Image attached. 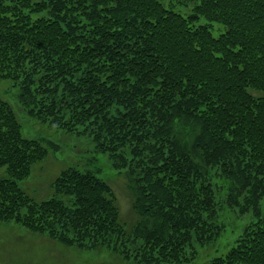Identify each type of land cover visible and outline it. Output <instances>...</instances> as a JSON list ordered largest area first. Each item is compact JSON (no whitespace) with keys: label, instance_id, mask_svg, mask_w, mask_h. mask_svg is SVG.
Instances as JSON below:
<instances>
[{"label":"trees","instance_id":"trees-1","mask_svg":"<svg viewBox=\"0 0 264 264\" xmlns=\"http://www.w3.org/2000/svg\"><path fill=\"white\" fill-rule=\"evenodd\" d=\"M167 1L0 0V79L20 82L32 115L86 125L127 169L139 216L127 232L110 186L74 166L32 198L21 184L55 144L25 136L0 95V221L83 248L122 239L127 255L133 237L137 261L189 263L223 230L200 182L220 168L227 203L254 220L206 264H264V0Z\"/></svg>","mask_w":264,"mask_h":264},{"label":"rangeland","instance_id":"rangeland-1","mask_svg":"<svg viewBox=\"0 0 264 264\" xmlns=\"http://www.w3.org/2000/svg\"><path fill=\"white\" fill-rule=\"evenodd\" d=\"M166 2L168 3L167 0ZM173 9L187 15L191 7L176 5ZM194 25L209 27L216 37L226 30L224 24L209 21L204 16H200ZM20 86L19 81L0 79V95L16 110L25 136L40 139L45 144H55L54 152L50 151L45 161L36 164L32 176L21 184L26 192L37 201L48 199L53 195L51 184L61 170L68 166L91 170L112 189L120 212V222L125 224L127 232H131L139 216L133 208L134 194L130 188L131 176L127 169L115 162L107 152L98 149L86 125L73 122L72 129L59 125L55 123L58 111L49 115L41 111L40 105L36 108L38 114L32 115L22 101ZM252 93L255 97L263 95L259 91ZM69 119L67 116L65 121ZM6 176L5 166H0V177ZM200 182L208 184L212 189L215 203L212 222L223 230L214 242L203 247L197 246L198 255L193 261L182 264H206L207 260L224 255L254 220L251 212L241 213L238 208L227 203L228 184L221 175L220 168L206 171ZM262 209L264 218V199ZM123 241L117 239L96 247L83 248L66 245L45 233H32L14 222L0 221V264H146L136 260L143 241L131 237V241L126 242L130 250L128 255L123 252Z\"/></svg>","mask_w":264,"mask_h":264}]
</instances>
